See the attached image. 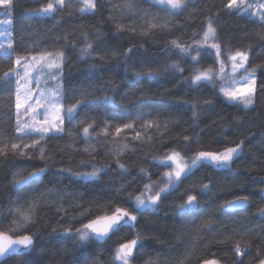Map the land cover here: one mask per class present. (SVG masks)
<instances>
[{"label":"snow or ice","instance_id":"6c2138e0","mask_svg":"<svg viewBox=\"0 0 264 264\" xmlns=\"http://www.w3.org/2000/svg\"><path fill=\"white\" fill-rule=\"evenodd\" d=\"M78 3L82 7L73 9L71 0H47L40 7L27 9L32 18L51 20V29L26 33L21 25L19 31L0 32L4 37L0 42V114L8 116L7 126L0 131V264H41V260L43 264H223L228 253L222 258L214 254L213 258H206L216 245L228 246L231 264H245L246 257L255 264H264V223L249 228L247 217H242L243 223L234 219L249 211L253 197L235 193L231 199L220 197L216 179L232 172L250 139L256 143L249 150L259 147L264 153V124L257 126L258 138L245 129L243 138L217 150H203L204 129L200 127L207 108L214 106L217 99L243 111L244 116L233 115L231 121L226 116L213 121L219 129L218 138L208 143H223L228 132H236L246 122L248 113L257 108L258 95L264 93V61L249 65L254 47L264 42V0H227L224 5L230 15L259 25L256 33L244 37L251 42L242 50L237 47L233 51L221 40L218 19L209 16L201 30L192 33L191 43H183L178 37L167 40L165 60L155 68L147 57L137 55L146 51L144 44L132 45L120 53L107 45V34L97 28L95 40L102 41L105 49L101 54L89 34L81 32L83 46L76 49L75 63L85 62L87 68L80 70L79 82L72 74L73 61L67 55L70 48H76V41L71 39L73 33L59 28L65 13L95 16L107 11L117 37L136 33L137 21L144 24L139 32L141 38L156 31L171 36L189 22L190 16L184 13L191 0ZM0 7L7 13L14 7L13 0H0ZM181 17L184 23H179ZM125 19L131 25L117 22ZM244 31L247 33V29ZM118 55L123 56V61L113 67L115 71L123 69L121 79H105V65L117 60ZM257 55L264 56V43ZM208 60L211 63L205 67ZM186 70L188 74L184 75ZM162 76H178L173 88L184 84L197 94L191 99L177 98L176 111L121 114V104L134 99L149 101L172 91L166 88L154 92L141 87L136 96L128 91L121 93L122 84L134 88L145 79L156 81ZM208 85L213 94L202 98V89ZM89 109L97 110V115H90ZM185 109L191 113V123L172 136L178 125L187 123L177 114ZM113 125L114 136L108 131ZM125 130L134 133L131 140L116 142ZM80 133L85 145L82 149L76 147ZM65 137L68 143H50L64 141ZM156 143H160L159 154L144 155L150 157L157 179H153L149 168L124 162L127 156L136 154L137 148ZM96 145L104 149L103 163L97 159L101 152ZM81 152L88 158L71 166V155ZM65 157L69 158L67 165ZM258 158L254 157L253 162ZM57 164L61 166L56 167ZM208 168L215 176L203 174L202 170ZM104 177L109 183L92 195L86 190H69L64 183L65 179L72 183L86 180L95 185ZM137 177L142 184H136ZM189 180L192 182L181 192V186ZM104 187L110 194L104 192ZM225 187L243 190L244 184ZM259 192L264 200V187ZM175 193L180 194L170 200ZM166 202L174 220L167 226L171 242L160 240L154 231L158 220L151 219L158 217ZM256 216L264 221V206L257 208ZM113 237L117 239L114 241ZM153 241L164 247L156 249Z\"/></svg>","mask_w":264,"mask_h":264},{"label":"trees","instance_id":"16d2710c","mask_svg":"<svg viewBox=\"0 0 264 264\" xmlns=\"http://www.w3.org/2000/svg\"><path fill=\"white\" fill-rule=\"evenodd\" d=\"M47 0H37L35 3L27 2V0H13L14 7L8 9V12L5 13L3 7H0V11H4L2 15H0V22L4 18H10L11 21V31L12 29H16L17 31L20 30L21 25L24 26V31L26 33L29 32H37L40 33L44 30L51 29L53 22L49 19H40V18H32L29 16L27 9L37 8L40 7L41 4L46 3ZM114 3H121L122 0H113ZM73 9H77L81 7V4L78 3V0H71ZM227 3V0H191V6L189 9L184 13V16H190V20L187 23L185 28L180 29L179 31H175L173 35L169 36L166 33H162L160 31H156L154 35H151L147 38H141L139 36L140 30L144 27V24L140 21L136 22V33H125L122 37H117L114 35V26L110 24L108 21V12L105 11L102 14L97 13L95 16L92 15H85V16H78L73 11L72 15H68L67 13L64 14L65 19L60 23V29H67L68 32L73 33L71 39L76 41V48H70L67 52V55L71 57L73 64L70 66L72 70V74L77 78V82H79V77L81 76V71L87 68V63L81 62L79 64L75 63L76 61V49L82 47V37L81 32H87L89 34V39L93 40L94 44L97 45L98 50L103 53L105 50L103 47L102 41L95 40V32L96 29H101L104 33L107 34V45L110 48L118 49V52L122 53L126 48L140 44H144L146 51L138 52L137 55L147 57L151 61V66L153 68L162 64L165 60L167 53L164 51V44L167 40L173 38H179L183 43H191V35L194 31L199 32L201 27L204 26V22L207 17L212 16L218 19L217 27L219 30V35L221 40L230 46L233 51L237 47L241 48V50L251 41L248 39H244V37L248 33H256L259 30V25L249 23L246 20L239 19L235 15H230L228 11L225 9L224 5ZM155 11V9H153ZM57 18H59V14H57ZM6 22V21H5ZM117 22L124 23L126 25H131V21L129 20H118ZM179 23H184V18L181 17ZM83 25V28L79 26ZM247 29V33L244 31ZM239 38V39H236ZM253 38H255L253 36ZM264 42L257 43L253 49L252 54L250 55V65L257 64L264 61V56L257 55L260 52V46ZM51 50V49H49ZM110 54V53H109ZM123 56L118 55L117 60L111 61L110 63L105 65L104 71V78H114L116 81L121 79L123 75V69L121 68L119 71L114 70V65L116 63L122 62ZM211 63L210 60L205 61L204 66L207 67ZM66 73L68 72V68L65 69ZM188 71L186 70L184 75H187ZM179 79L177 76L176 78H170L168 76H162L159 80L156 81H149L147 79L137 84L134 88L130 87L129 84L125 83L121 85V93L124 91H128L130 93H135L136 96H139V89L141 87L144 88H151L154 92H163L166 88L172 89V91L168 95H157L153 96L149 101H143L140 99H134L131 103H125L120 105L121 114H126L132 111H156V110H172L176 111V103L177 98L184 97L191 99L197 93L192 91L188 85L181 84L176 88L173 86L176 84V80ZM85 83H89L85 81ZM99 83V82H98ZM187 93V96H185ZM111 95V93H108ZM212 89L211 85H208L202 89L201 96L208 97L211 96ZM119 99V97H117ZM127 99V98H126ZM264 93L258 95L257 99V108L253 109L248 113L245 117L246 122L240 126V128L236 132L229 131L227 134V138L223 140V143H211L209 141H215L218 138L219 129L218 127L213 124V121H219L221 116H226L229 121H231V117L233 115H241L244 116L243 111H238L236 108L227 106L222 104L218 99L214 106L207 108L206 114L202 118L200 123V127L204 129L201 133L202 136V145L203 150H217L222 149L226 145H230L232 141L238 140L239 138H243V135H246L247 132L244 131L245 129L252 131L255 133L256 137H259V125L264 124ZM3 102H0L2 104ZM109 108L113 106H107ZM90 115L96 116L97 110L89 109L87 110ZM183 117V120H186L187 123L182 122L180 125L177 126L171 133L172 136H175L177 132H179L182 128H188L189 124L191 123L188 120V117L191 115L190 111L185 109L181 112L177 113ZM84 113L81 112V116ZM8 116L7 114H0V131L3 130L5 126H7ZM99 122V121H98ZM126 122V121H125ZM250 122V123H249ZM14 123V118L12 120ZM116 123H121V121H117ZM211 126V127H209ZM71 127V125H69ZM235 127V125H233ZM136 130H140L137 128ZM111 135H115V125L111 126L108 129ZM80 133L77 135V144L76 147L82 149L85 145L82 140H80ZM134 135L133 132L125 130V132L120 133L119 137L117 138L118 143L123 144L127 143L131 140L132 136ZM158 136V134H156ZM96 139V133H93V142ZM165 147L168 145V137L165 136ZM68 138L65 137L64 141H52L50 143L53 144H64L68 143ZM256 143L255 140L250 139L246 142V150L245 153L241 155L240 159L235 162L233 165L232 172L228 173L227 176H219L216 177L217 179V192L219 193L220 197H227L229 199L234 198L233 193L237 195H251L253 197V203L251 204L249 211L247 213H241L240 215L236 216L234 219L237 223H243L245 221L242 220V217H247V226L249 228H254L257 224H262L264 221L259 220L256 216L257 208L259 206H264V200H261L259 189L264 187V153H261L259 147L255 149L249 150L252 145ZM182 146V145H181ZM96 147L100 150L101 156H98L97 159L99 162L103 163L105 158L103 157L104 149L100 148L99 145ZM160 150V143H156L152 146H145L143 148H137L135 155H129L125 158L126 163L133 165L134 167H147L150 171H152L153 179H157L155 175V170L151 168V159L149 156H145L144 153L151 152L155 154H159ZM254 157H259L256 162L254 163ZM86 153H79V154H72L71 155V166L75 167V165L81 159H87ZM69 163V158L65 157V165ZM60 164H57L56 167H60ZM55 170V169H54ZM81 171H85L86 169H80ZM90 170V169H88ZM204 175H213L215 174L212 172L211 168L202 170ZM202 173H197V176H200ZM135 175V172L133 173ZM132 177H129L131 179ZM2 179V176H0ZM192 179H196L195 177ZM192 180L185 181V185L181 186V192L183 191L184 187L191 183ZM206 182V181H205ZM65 185H67L69 190L73 189H80L86 190L89 195L93 193L101 192V186L107 185L109 183L108 178L104 177L100 184H91L89 181L81 180L79 183H72L69 179H65ZM143 182L140 179L136 178V184H142ZM234 183L244 184V189L241 190L238 187H232L231 189L225 187V185H233ZM133 189L130 188L129 191ZM104 192L110 194V190L107 187H104ZM5 199L7 197V189H4ZM180 193H175L173 197L169 199H175L179 196ZM106 198V196H105ZM219 202V200H218ZM259 202V203H257ZM67 207V206H66ZM54 211V210H53ZM239 211V210H236ZM51 215V212L49 213ZM153 220H158L157 225L154 228V231L159 235L160 240L171 242L172 236L170 234L169 228L167 226L174 223L173 214L171 209L168 207V202H166L165 207L157 216L151 217ZM79 226V225H77ZM228 227L231 228V222H228ZM130 238V237H129ZM213 237H209L212 239ZM117 238L113 237L115 241ZM152 246L156 249H160L164 247V245L158 244L155 241L152 242ZM182 246V245H181ZM71 246L69 245V248ZM108 246H105L104 252V259L108 258ZM151 250V249H150ZM225 253H228V258L223 261V264H231V253L228 252V246L226 245H216L210 248V251L207 254L206 258H213V254L216 258H222ZM253 255L255 254V248H253ZM199 255V253H198ZM70 258V257H69ZM46 259V258H45ZM41 264H43V260H41ZM245 264H255L254 260H251L246 257Z\"/></svg>","mask_w":264,"mask_h":264},{"label":"rangeland","instance_id":"374dc122","mask_svg":"<svg viewBox=\"0 0 264 264\" xmlns=\"http://www.w3.org/2000/svg\"><path fill=\"white\" fill-rule=\"evenodd\" d=\"M81 7H82V4H81ZM2 22H0V32H5V31H11V27L8 23V21H10V18H3L1 20ZM6 21V22H5ZM4 41V37L3 36H0V42H3Z\"/></svg>","mask_w":264,"mask_h":264},{"label":"water","instance_id":"95a60500","mask_svg":"<svg viewBox=\"0 0 264 264\" xmlns=\"http://www.w3.org/2000/svg\"><path fill=\"white\" fill-rule=\"evenodd\" d=\"M4 13V11L2 10V11H0V15H2ZM236 211V210H235Z\"/></svg>","mask_w":264,"mask_h":264}]
</instances>
